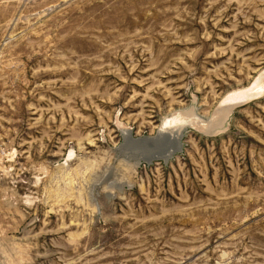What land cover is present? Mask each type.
Returning a JSON list of instances; mask_svg holds the SVG:
<instances>
[{"label":"rangeland","instance_id":"rangeland-1","mask_svg":"<svg viewBox=\"0 0 264 264\" xmlns=\"http://www.w3.org/2000/svg\"><path fill=\"white\" fill-rule=\"evenodd\" d=\"M261 72L264 0H0V264H264Z\"/></svg>","mask_w":264,"mask_h":264},{"label":"bare ground","instance_id":"bare-ground-1","mask_svg":"<svg viewBox=\"0 0 264 264\" xmlns=\"http://www.w3.org/2000/svg\"><path fill=\"white\" fill-rule=\"evenodd\" d=\"M263 92H264V72H261L251 85L230 93L226 97L227 99L225 101L226 103H228V101H231L230 103H228V105H230L229 109H232L234 105L241 102H245L246 100L252 98H257Z\"/></svg>","mask_w":264,"mask_h":264},{"label":"clouds","instance_id":"clouds-1","mask_svg":"<svg viewBox=\"0 0 264 264\" xmlns=\"http://www.w3.org/2000/svg\"><path fill=\"white\" fill-rule=\"evenodd\" d=\"M228 256H229V253H228V252H224V253L222 254V257H223V259H224L225 261H227Z\"/></svg>","mask_w":264,"mask_h":264},{"label":"water","instance_id":"water-1","mask_svg":"<svg viewBox=\"0 0 264 264\" xmlns=\"http://www.w3.org/2000/svg\"><path fill=\"white\" fill-rule=\"evenodd\" d=\"M158 135L161 136V135H164V134L160 133V134H158Z\"/></svg>","mask_w":264,"mask_h":264}]
</instances>
